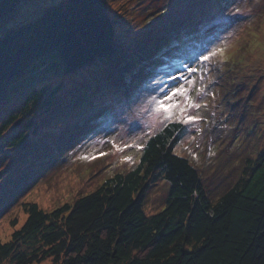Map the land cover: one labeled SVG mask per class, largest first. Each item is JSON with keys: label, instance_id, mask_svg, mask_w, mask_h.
<instances>
[{"label": "rangeland", "instance_id": "obj_1", "mask_svg": "<svg viewBox=\"0 0 264 264\" xmlns=\"http://www.w3.org/2000/svg\"><path fill=\"white\" fill-rule=\"evenodd\" d=\"M60 1L23 0L0 34ZM106 2L112 54L70 74L45 57L0 99V126L15 115L0 132L1 243L23 224L25 203L50 211L128 172L168 122L181 123L174 153L198 171L211 200L264 152V0ZM181 85L199 105L187 109L196 117L189 123L155 111L154 101ZM162 173L147 182L146 215L165 206Z\"/></svg>", "mask_w": 264, "mask_h": 264}, {"label": "trees", "instance_id": "obj_2", "mask_svg": "<svg viewBox=\"0 0 264 264\" xmlns=\"http://www.w3.org/2000/svg\"><path fill=\"white\" fill-rule=\"evenodd\" d=\"M22 2L0 0V22ZM106 3L61 0L1 33L0 99L45 57L51 58L45 65L70 74L112 54L115 28ZM181 131V123L168 122L148 138L134 168L71 204L45 211L25 203L26 218L12 242H0V262L264 264V152L247 160L234 185L211 200L198 171L174 153ZM156 170L169 188L164 208L146 215L144 192Z\"/></svg>", "mask_w": 264, "mask_h": 264}, {"label": "snow or ice", "instance_id": "obj_3", "mask_svg": "<svg viewBox=\"0 0 264 264\" xmlns=\"http://www.w3.org/2000/svg\"><path fill=\"white\" fill-rule=\"evenodd\" d=\"M205 60L208 57H204ZM189 71H195L194 69H189ZM191 83V81H189ZM182 97L181 99H177ZM155 111L161 113L165 119H171L173 116L180 114V119L183 123H189L196 119V117L187 115V109L191 107H199L198 104H194L192 99L188 96L187 89L182 85L180 87L174 88L169 94H167L162 100H156Z\"/></svg>", "mask_w": 264, "mask_h": 264}]
</instances>
